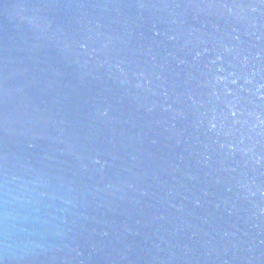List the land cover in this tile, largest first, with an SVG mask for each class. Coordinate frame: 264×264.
Here are the masks:
<instances>
[{
  "label": "water",
  "instance_id": "1",
  "mask_svg": "<svg viewBox=\"0 0 264 264\" xmlns=\"http://www.w3.org/2000/svg\"><path fill=\"white\" fill-rule=\"evenodd\" d=\"M0 264H264V0H0Z\"/></svg>",
  "mask_w": 264,
  "mask_h": 264
}]
</instances>
